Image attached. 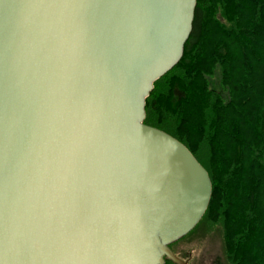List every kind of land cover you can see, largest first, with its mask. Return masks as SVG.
<instances>
[{
  "label": "water",
  "instance_id": "95a60500",
  "mask_svg": "<svg viewBox=\"0 0 264 264\" xmlns=\"http://www.w3.org/2000/svg\"><path fill=\"white\" fill-rule=\"evenodd\" d=\"M197 0H0V264H187L207 169L145 123Z\"/></svg>",
  "mask_w": 264,
  "mask_h": 264
},
{
  "label": "trees",
  "instance_id": "16d2710c",
  "mask_svg": "<svg viewBox=\"0 0 264 264\" xmlns=\"http://www.w3.org/2000/svg\"><path fill=\"white\" fill-rule=\"evenodd\" d=\"M145 123L186 145L212 181L205 214L181 240L206 225L221 232L227 263L264 264V0H197L184 54L155 82Z\"/></svg>",
  "mask_w": 264,
  "mask_h": 264
},
{
  "label": "rangeland",
  "instance_id": "374dc122",
  "mask_svg": "<svg viewBox=\"0 0 264 264\" xmlns=\"http://www.w3.org/2000/svg\"><path fill=\"white\" fill-rule=\"evenodd\" d=\"M218 77H214L212 80V87L219 88V83L217 80ZM197 243L198 248L200 251H204V249L210 248L211 253V261L212 264H229L225 263L224 259V247H223V240H222V234L217 229H210L207 228L206 225H202L196 232H194L192 235L190 234L185 239L179 241L174 246V250L178 252V250L182 247H184L186 250L192 249V246L194 243ZM210 246V247H209ZM188 254V253H187ZM182 256V255H181Z\"/></svg>",
  "mask_w": 264,
  "mask_h": 264
},
{
  "label": "flooded vegetation",
  "instance_id": "af4514ba",
  "mask_svg": "<svg viewBox=\"0 0 264 264\" xmlns=\"http://www.w3.org/2000/svg\"><path fill=\"white\" fill-rule=\"evenodd\" d=\"M193 243H194V245L192 246V249H190V250H186L182 246L178 250V252L175 251L174 249L173 250L187 264H212L210 248L204 249V251H200L197 243H195V242H193ZM225 263H226V261H225Z\"/></svg>",
  "mask_w": 264,
  "mask_h": 264
}]
</instances>
